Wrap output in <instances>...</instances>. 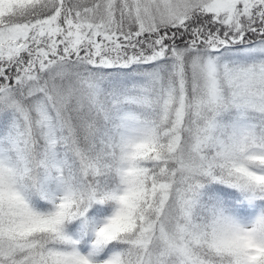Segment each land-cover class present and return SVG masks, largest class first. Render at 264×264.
<instances>
[{
  "label": "snow or ice",
  "instance_id": "6c2138e0",
  "mask_svg": "<svg viewBox=\"0 0 264 264\" xmlns=\"http://www.w3.org/2000/svg\"><path fill=\"white\" fill-rule=\"evenodd\" d=\"M0 264H264V0H0Z\"/></svg>",
  "mask_w": 264,
  "mask_h": 264
}]
</instances>
